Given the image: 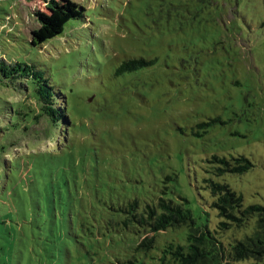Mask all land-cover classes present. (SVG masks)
I'll list each match as a JSON object with an SVG mask.
<instances>
[{
  "label": "rangeland",
  "instance_id": "rangeland-1",
  "mask_svg": "<svg viewBox=\"0 0 264 264\" xmlns=\"http://www.w3.org/2000/svg\"><path fill=\"white\" fill-rule=\"evenodd\" d=\"M52 1L0 0V62L47 72L69 117L65 130L21 122L24 134L6 110L35 111L32 99L0 88V264H175L169 248L187 246L188 228L143 252L128 205L183 203L213 233L205 180L264 206V0ZM130 61L145 65L118 74ZM215 157L252 168L216 176Z\"/></svg>",
  "mask_w": 264,
  "mask_h": 264
},
{
  "label": "trees",
  "instance_id": "trees-1",
  "mask_svg": "<svg viewBox=\"0 0 264 264\" xmlns=\"http://www.w3.org/2000/svg\"><path fill=\"white\" fill-rule=\"evenodd\" d=\"M47 1L53 3L52 0ZM60 10L69 14L70 20L82 17L83 9L69 2L60 7ZM38 17L51 33L57 34L58 28L55 27L51 18L44 14ZM144 65L143 62L130 61L123 64L117 73L133 71ZM32 67L26 64L11 65L4 61L0 62V88L29 96L35 107V111L29 109L25 112L24 108L18 109L19 105L10 104L6 110L7 114H13L18 118L17 122L20 123L14 127L21 128V122L30 125L31 122L44 117L56 129L61 127L65 130L66 125L69 124L66 98L47 72L40 69L34 70ZM0 106L6 107L3 98H0ZM3 110L5 109H0L1 115ZM31 112L33 116L29 115ZM21 129L25 134V128L22 126ZM213 162L218 165L215 171L216 176L242 175L252 168V164L243 157L230 160L215 157ZM205 184L214 199L211 208L217 212V217L220 219L216 231L212 233L205 228L196 227L191 213L183 203L174 204L160 197L155 206L146 205L142 214H137L138 203L134 201L128 205V211H126L130 215L128 221L138 224L147 231L137 249L148 252L153 247L156 233L187 227V246L169 248L175 264H235L244 260L261 261L264 257V206L244 207L242 198L231 191L227 185L212 180H205ZM251 219H254V224L249 235H245L241 240L231 237L229 242H224L229 239L226 234L235 229L244 230Z\"/></svg>",
  "mask_w": 264,
  "mask_h": 264
}]
</instances>
